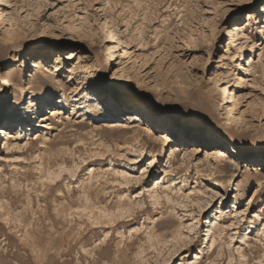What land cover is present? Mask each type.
<instances>
[{
	"label": "rangeland",
	"instance_id": "rangeland-1",
	"mask_svg": "<svg viewBox=\"0 0 264 264\" xmlns=\"http://www.w3.org/2000/svg\"><path fill=\"white\" fill-rule=\"evenodd\" d=\"M263 10L264 0H0V264H264ZM249 14L258 20L237 43L229 32ZM109 107H147L157 125L261 171L214 178L206 152L170 160L174 137L133 142L103 126L116 121Z\"/></svg>",
	"mask_w": 264,
	"mask_h": 264
},
{
	"label": "bare ground",
	"instance_id": "bare-ground-1",
	"mask_svg": "<svg viewBox=\"0 0 264 264\" xmlns=\"http://www.w3.org/2000/svg\"><path fill=\"white\" fill-rule=\"evenodd\" d=\"M254 19H255V21L258 20V18L255 17V14L254 15L249 14L247 19H245L243 22H241L237 25H234L232 27L231 32H229V36H231L232 39L237 43L244 38L249 39L250 38L249 30L253 25ZM54 97H55L54 95H46L43 99L52 102L54 100ZM51 102L49 104H51ZM105 102L108 103V101H105ZM61 103H62V105H64L63 102H61ZM49 104H45V102H43V103H37L36 106H33L32 108L35 109V111H34L35 117L40 115L46 109H48ZM109 106H111V105H109ZM62 108H64V106ZM109 108H110V112H112V114H109L110 117L113 119H116V121L105 122L103 126L106 128H113V129L116 128L117 129L116 131H118V130H119V132L123 131L124 134L125 133L129 134L132 131L133 132V135L131 134V136H133L131 138L132 141L133 140L136 141L138 136H140V137L141 136H144V137L152 136L153 139L157 140V141L170 140L171 137H174V138H172L173 139L172 140L173 146L170 148V160L171 159H174V160L177 159L179 156V152L189 153L190 157L193 155H197L199 152H206V162L208 163L207 165L212 167V168H210V171H211L210 176H212L214 178H216L218 174H225V173H223L224 170H222V169H228L229 171L233 172L234 177H237V172H242L243 170L252 171V172L253 171L258 172V170L261 171V169H258L256 166L254 168L249 167L251 164L253 165L254 163H251L250 160L249 161L243 160V157H241V155H239L237 153L230 152V151L220 150L219 146H212L211 143L209 142V139L205 138L203 135L191 134V135H189V138H187L182 130L170 129L169 124H164L163 126L157 125V123L153 122V118H151V110L147 107H142V108L138 107L136 109H128L122 113H120L121 111L113 109L112 107H109ZM114 108H115V106H114ZM76 109L77 108L75 107L74 111ZM105 109L106 108L103 105L99 107V110L103 111ZM20 113H21V111H20L19 107L16 108V111L14 112L15 116L13 117L14 118L13 121H9L7 124L8 127L3 128L1 130L4 134V136H6L8 138L13 136V132H11V129L13 128V125L16 123L15 119L20 116ZM56 114H59V112H57ZM117 119L120 121H117ZM27 132H31V131L27 130ZM27 132L25 133L24 137L31 138L29 136V134H27ZM19 135H21V134L19 133ZM4 136H3V138H4ZM28 141H30V139H28ZM28 141H27V144H30V150H33L34 142L29 143ZM6 145H8V147H9L8 142L6 143ZM156 148H157V146H154L153 150L156 151ZM243 163L246 164L245 169H243V167H242ZM171 168H172L171 164L168 163V165L164 169V173L167 176L169 175ZM216 169H218V170L220 169V170L217 171ZM61 172H62V170H60L59 172L48 171L47 176H48L49 180L56 181L57 178H60ZM218 177H219V175H218ZM220 177H223V176H220ZM160 180H158V181H160ZM158 181L156 183L157 185H158ZM167 184L170 186H168L167 189H165V190H168V188H169L168 191H172L173 189H171V181H168ZM164 185H165V183H164ZM164 185H163V187H164ZM156 187L157 188L153 189L152 197L156 201H160L162 199V196H161L162 194H160V192H159L160 185H158ZM168 191L167 192L164 191L163 193H165L164 197H166V199H168V201H170V199H169L170 196H169ZM223 211H225V209H223ZM219 224H221V223L218 220L212 223L211 231L213 233L212 237H214V240H215V236H216V231L218 229L217 227L219 226ZM160 226H162V227L166 226L167 227L168 223L163 222L162 224H160ZM219 228H220V226H219ZM215 229H216V231H214ZM217 234H218V232H217ZM199 259H200V257H199V255H197L196 256V262Z\"/></svg>",
	"mask_w": 264,
	"mask_h": 264
}]
</instances>
